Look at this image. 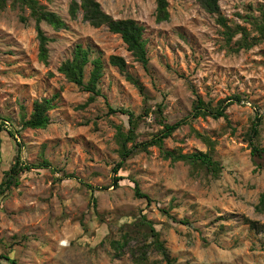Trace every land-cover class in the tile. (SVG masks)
Returning <instances> with one entry per match:
<instances>
[{"label": "rangeland", "instance_id": "obj_1", "mask_svg": "<svg viewBox=\"0 0 264 264\" xmlns=\"http://www.w3.org/2000/svg\"><path fill=\"white\" fill-rule=\"evenodd\" d=\"M35 1L66 27L55 31L40 23L49 38L43 65L30 11L12 0L0 6V183L14 163L15 143L20 160L34 167L0 196V263L136 264L139 250L149 245L141 264H167L152 249L155 238L143 217L171 264H264V214L254 210L264 188V156L252 158L248 142L259 116L253 143L264 148V38L257 30L264 24V0H218L227 25L244 28L253 44L238 51L241 35L226 44L216 15L196 0H167L163 22L155 21V0H95L113 20L143 27L145 68L106 26L92 27L81 12L71 20V0ZM78 45L103 67L99 95L89 103L90 93L57 72ZM110 56L123 58L138 86L109 64ZM91 69L85 66L84 83ZM43 98L54 99L48 126L23 128L33 101ZM197 98L212 109L230 99L227 119H192ZM109 107L133 114L137 143L158 134L162 123L184 120L163 150L208 153L217 174L197 163H171L150 147L124 162L114 186L115 135L129 124L127 115L110 114ZM135 183L152 200L149 206L134 197Z\"/></svg>", "mask_w": 264, "mask_h": 264}, {"label": "trees", "instance_id": "obj_2", "mask_svg": "<svg viewBox=\"0 0 264 264\" xmlns=\"http://www.w3.org/2000/svg\"><path fill=\"white\" fill-rule=\"evenodd\" d=\"M15 4L19 5L22 8H26L30 11V15L35 19V29H36V38L38 41V60L43 64L47 65L48 63V43L49 38L45 36L43 31L40 28V23L44 22L48 24L53 30L59 31L61 29H65L64 21L55 13L46 11L44 8L38 5L35 0H12ZM5 0H0V6H3ZM199 6L208 14L216 15V23L223 29L222 35L225 38L226 44H229L230 41L234 38L236 34H240L241 38L236 42L237 48L235 51L240 49H249L253 44L247 41V32L244 28L240 26H236L234 29H231L227 23L225 18L220 15L218 0H196ZM156 8H155V21L163 22L169 19V14L167 11V0H155ZM78 12L82 13V19L87 22L92 27H100L106 26L108 31L119 35L122 42L126 46V50L134 57V59L139 62L144 68L148 64V58L145 49V42L142 39L143 36V27L137 24L132 19L126 20H113L109 15L104 13L98 2L95 0H71L68 15L71 20H74L77 17ZM21 20L25 19L21 17ZM257 30L261 36L264 38V24L257 26ZM90 50L83 49L81 46H76L73 50L72 58L63 61L57 69V72L61 74L69 83L76 85L82 90L90 93V96L87 102H92L95 97L99 95V91L97 89V85L99 80L102 77V63L101 61L96 59H89ZM91 64L92 69L89 73V79L87 83H84V68L87 64ZM109 64L113 67H116L120 73L125 75V78L130 81L135 86H138V83L128 75L126 72V63L122 57L119 56H110ZM140 91L141 88H139ZM236 102L240 101L238 96L232 98ZM230 99L227 101H223L219 106L212 109L208 107L200 98H197L192 111L190 113V117L192 119L196 118H206L210 117L213 119H227L226 110L232 104ZM53 98L50 99H40L35 100L32 103V111L29 114L28 118H23L22 127L29 129H44L48 126L50 119L48 116V112L53 108ZM23 111V108L21 107ZM108 112L110 114L120 113L122 115H127L129 129L127 132H124L121 127H117L116 131V142L119 146L118 155L119 161L111 168L112 173V182L114 186H117L118 182L121 180L119 176V171L121 170L124 162L135 152L142 151L148 152L150 147H156L160 151V155L164 159H168L171 163L183 162V163H192L199 164L205 167L207 170H210L211 173L217 174L218 164L210 157L208 153H194V154H181L174 153L170 151H164L162 144L163 141L169 138L179 127L184 124L183 121L176 122L174 124H161V131L154 135L151 139L142 142L135 141V122L134 116L132 113H129L124 110H115L109 107ZM261 124V118L259 116L255 117L254 122L252 123L249 135L248 142L250 147V156L252 158H260L264 156V148H260L253 143V139L257 137L259 133V126ZM193 134L201 139L206 145L209 146L210 150L213 147V143L209 141L207 138L202 136L200 133L191 129ZM8 135L12 140L15 141L14 135L12 132H8ZM16 144V156L14 159L13 165L8 170L7 174L4 176L3 180L0 183V196H2L7 190L11 187H15L19 183V175L25 171L32 170L34 167L26 165L20 160V145ZM130 145V146H128ZM91 188V187H89ZM134 197L137 199H144L146 201V206H149L152 200L150 197L139 189L138 185L134 184ZM93 202L95 201L92 198ZM254 210L257 213L264 214V188L262 193L259 196L257 204L254 206ZM162 214L166 215L171 220H174L170 217L166 210H161ZM142 222L145 224L151 233V236L154 239V244L152 249L157 252L162 259L167 263L171 264V259L169 254L164 247L163 243L158 240L157 232L151 223L145 221L142 217ZM264 231V225H263ZM126 240V238H125ZM124 240L123 245L126 244L127 241ZM149 245H144L139 250V257H135V263L141 264L142 261H145L146 251ZM1 258V257H0ZM4 259H7L5 257ZM1 264V263H0ZM14 264V263H13Z\"/></svg>", "mask_w": 264, "mask_h": 264}]
</instances>
